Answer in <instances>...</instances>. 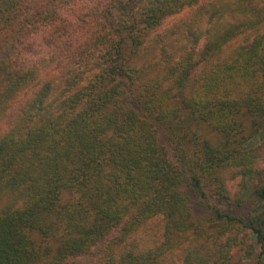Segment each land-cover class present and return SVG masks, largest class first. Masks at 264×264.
I'll return each mask as SVG.
<instances>
[{
    "label": "trees",
    "instance_id": "trees-1",
    "mask_svg": "<svg viewBox=\"0 0 264 264\" xmlns=\"http://www.w3.org/2000/svg\"><path fill=\"white\" fill-rule=\"evenodd\" d=\"M0 264H264V0H0Z\"/></svg>",
    "mask_w": 264,
    "mask_h": 264
},
{
    "label": "rangeland",
    "instance_id": "rangeland-1",
    "mask_svg": "<svg viewBox=\"0 0 264 264\" xmlns=\"http://www.w3.org/2000/svg\"><path fill=\"white\" fill-rule=\"evenodd\" d=\"M184 14L185 13H183L182 15H184ZM179 17H181V16H179ZM175 19L176 18L170 19L167 22V24H172L173 22H175ZM257 143H259V139H258V137H255V138H253V139L250 140L249 145H256ZM260 183H262V179H257V180L254 181V184L255 185H260ZM232 191L234 192L235 189H233ZM219 204H220V206H221L222 209L229 210V205L227 203H225V202H219Z\"/></svg>",
    "mask_w": 264,
    "mask_h": 264
}]
</instances>
